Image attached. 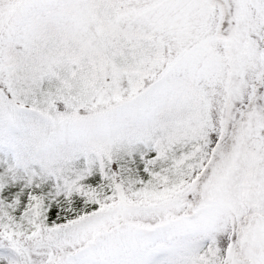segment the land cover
Returning <instances> with one entry per match:
<instances>
[{
    "label": "snow or ice",
    "instance_id": "1",
    "mask_svg": "<svg viewBox=\"0 0 264 264\" xmlns=\"http://www.w3.org/2000/svg\"><path fill=\"white\" fill-rule=\"evenodd\" d=\"M0 264H264V0H0Z\"/></svg>",
    "mask_w": 264,
    "mask_h": 264
}]
</instances>
